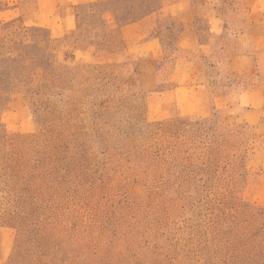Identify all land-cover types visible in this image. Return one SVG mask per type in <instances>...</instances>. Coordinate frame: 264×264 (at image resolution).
Instances as JSON below:
<instances>
[{"label": "rangeland", "instance_id": "1", "mask_svg": "<svg viewBox=\"0 0 264 264\" xmlns=\"http://www.w3.org/2000/svg\"><path fill=\"white\" fill-rule=\"evenodd\" d=\"M10 1L0 264H264V0Z\"/></svg>", "mask_w": 264, "mask_h": 264}, {"label": "crops", "instance_id": "2", "mask_svg": "<svg viewBox=\"0 0 264 264\" xmlns=\"http://www.w3.org/2000/svg\"><path fill=\"white\" fill-rule=\"evenodd\" d=\"M7 1V7L5 9H0V15H4L7 13H10L14 7H11V1L10 0H6ZM99 2L102 0H52V2L54 4H65V3H85V2ZM36 2L38 4H40L41 0H36ZM254 16H255V12H253ZM71 15L66 14L65 17H69ZM153 40H155V37H153L152 39H150L149 41H145L146 42H152ZM193 44V37L191 35V31L189 30H185L183 29L181 31V33L178 35V39L176 40V45L178 47V50H184L185 48L190 47ZM251 51H256V50H251Z\"/></svg>", "mask_w": 264, "mask_h": 264}, {"label": "trees", "instance_id": "3", "mask_svg": "<svg viewBox=\"0 0 264 264\" xmlns=\"http://www.w3.org/2000/svg\"><path fill=\"white\" fill-rule=\"evenodd\" d=\"M5 62V61H4ZM7 64V63H6ZM10 69H11V67H9ZM13 70V69H12ZM14 74H16L15 72H14Z\"/></svg>", "mask_w": 264, "mask_h": 264}]
</instances>
